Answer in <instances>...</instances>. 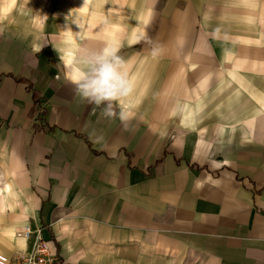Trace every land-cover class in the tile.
Here are the masks:
<instances>
[{"label":"crops","instance_id":"1","mask_svg":"<svg viewBox=\"0 0 264 264\" xmlns=\"http://www.w3.org/2000/svg\"><path fill=\"white\" fill-rule=\"evenodd\" d=\"M11 5L0 264L30 251L24 227L65 264H264V0H88L54 28ZM105 47L134 84L126 122L66 79Z\"/></svg>","mask_w":264,"mask_h":264},{"label":"clouds","instance_id":"2","mask_svg":"<svg viewBox=\"0 0 264 264\" xmlns=\"http://www.w3.org/2000/svg\"><path fill=\"white\" fill-rule=\"evenodd\" d=\"M153 55H156L155 50ZM129 72L127 62L115 50L108 47L100 50L85 48L66 79L82 100L100 107L101 115L106 118L117 116L114 106L119 104V119L126 122L131 116L125 111L123 100L134 87Z\"/></svg>","mask_w":264,"mask_h":264},{"label":"rangeland","instance_id":"3","mask_svg":"<svg viewBox=\"0 0 264 264\" xmlns=\"http://www.w3.org/2000/svg\"><path fill=\"white\" fill-rule=\"evenodd\" d=\"M86 1L88 2V0H0V7L6 8L8 11L14 2L18 19H25V15L28 18V15L31 14L33 22L39 23L40 18L42 19L46 15V18L49 20V27L54 28L58 14L69 16L72 13L77 14L82 10H87L88 5H86ZM8 191L9 188L6 182L0 180V208H3L2 205L6 200ZM17 201L18 208H22V203L19 202V198ZM17 236L19 237V233Z\"/></svg>","mask_w":264,"mask_h":264},{"label":"built area","instance_id":"4","mask_svg":"<svg viewBox=\"0 0 264 264\" xmlns=\"http://www.w3.org/2000/svg\"><path fill=\"white\" fill-rule=\"evenodd\" d=\"M19 237L24 240L33 239L32 247L29 252L9 259L7 264H65L50 243L43 241L39 230L24 227L19 232Z\"/></svg>","mask_w":264,"mask_h":264}]
</instances>
